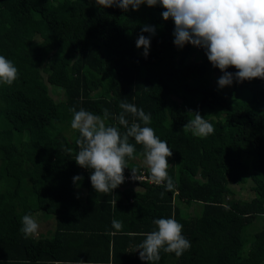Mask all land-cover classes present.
<instances>
[{
    "label": "trees",
    "instance_id": "obj_1",
    "mask_svg": "<svg viewBox=\"0 0 264 264\" xmlns=\"http://www.w3.org/2000/svg\"><path fill=\"white\" fill-rule=\"evenodd\" d=\"M163 11L141 5L125 12L95 0H0V55L19 70L10 86L0 84V258L11 249L15 260L37 264L71 258L63 247L78 238L81 247H102L87 264H148L137 250L144 234L156 230L154 220L174 217L191 248L181 256L161 251L156 264H264V219L252 232L244 222L245 215H264V80L219 87L223 73L204 49L174 45V23ZM145 25L155 26L146 58L136 47L140 34L150 35L141 33ZM43 72L63 98L50 94ZM121 101L150 114L148 127L167 141L172 190L153 181L144 147L133 138L136 152L126 158L124 176L137 168L134 177L145 180L95 192L91 170L76 164L79 132L70 109L102 117L107 109L105 123L124 132L116 119ZM196 111L213 134L183 129ZM76 175L83 179L73 183ZM77 183L86 190L84 202ZM235 185L250 196H235ZM193 205L201 210L181 211ZM37 210L54 216L55 232L25 238L21 219Z\"/></svg>",
    "mask_w": 264,
    "mask_h": 264
},
{
    "label": "clouds",
    "instance_id": "obj_2",
    "mask_svg": "<svg viewBox=\"0 0 264 264\" xmlns=\"http://www.w3.org/2000/svg\"><path fill=\"white\" fill-rule=\"evenodd\" d=\"M95 3L102 8L117 7L125 12L129 8L136 11L141 5L161 6L164 9L162 18L165 21L171 19L174 23V45L182 48L191 44L204 49L212 67L223 73L217 81L221 88L230 86L233 80H264V0H95ZM144 32L150 35L140 34L136 47L143 48L142 55L146 58L155 26H143L141 33ZM229 67L236 71L229 72ZM18 76L19 70L14 63L0 55V84L10 86ZM119 107L122 111L116 119L124 127V132L105 123L110 115L107 109L103 110V117L83 108L79 111L70 109L73 114L71 127L79 132L76 164L91 170L89 179L95 192L112 193L125 181L124 170L129 169L126 158H133L136 144L143 145L145 163L153 181L166 191L172 190L174 183L168 173L170 165L167 158L173 153L167 141L160 139L155 130L148 127L151 115L126 101H121ZM190 113L192 118L183 126L185 131L199 137L214 133L212 123L198 111ZM127 114L136 120L129 124ZM130 138L136 144L130 143ZM130 171L134 179L138 169ZM82 179L76 175L73 183ZM153 223L156 230L145 233V239L138 245L141 260L156 264L161 251L181 256L191 248V241L182 235L183 225L174 217L156 219ZM113 224L117 229L123 227L119 221L114 220ZM21 225L20 231L25 238L38 233L39 224L31 214L22 217Z\"/></svg>",
    "mask_w": 264,
    "mask_h": 264
},
{
    "label": "crops",
    "instance_id": "obj_3",
    "mask_svg": "<svg viewBox=\"0 0 264 264\" xmlns=\"http://www.w3.org/2000/svg\"><path fill=\"white\" fill-rule=\"evenodd\" d=\"M127 184H130V183H127ZM133 186L137 187L136 185H133ZM85 192L86 190L77 183L76 188H75V193L81 202H84ZM188 207L192 208L193 206H188ZM188 207L182 206L181 211L186 210ZM185 212L186 211H184V213ZM190 213H191V210H190ZM32 216L39 224L38 233L36 235H33L32 237L34 238L51 237L54 234L55 229H56L55 223H54L55 224L54 229L52 230L51 234H49L46 231L47 227H51V225H47V224L50 221L49 218H51V216L53 217V215L45 213L42 210H37L32 213ZM70 240H71V244L70 243L67 244L66 247H63V250H64L65 256L71 255L72 257L71 258L66 257V259L59 260V261L58 260H54V261L48 260L47 264H76V262L77 264H81V261H83L84 259H87L89 261L94 260L95 259L94 255H97L98 254L97 251L102 249V247H97L95 251L94 248H90L89 246L81 247V241L78 238H72ZM53 248H54L52 249L53 252H57L58 250L59 252H61V249H62V247H58V248L53 247ZM13 250L14 249H11L8 258H0V264H37V262H32L28 260H17V259L15 260L13 257H10V256H13L14 253L18 251H13ZM83 264H87L86 261H83Z\"/></svg>",
    "mask_w": 264,
    "mask_h": 264
},
{
    "label": "rangeland",
    "instance_id": "obj_4",
    "mask_svg": "<svg viewBox=\"0 0 264 264\" xmlns=\"http://www.w3.org/2000/svg\"><path fill=\"white\" fill-rule=\"evenodd\" d=\"M193 55H195V54L192 53L191 56H193ZM42 74L44 76V79H45L46 83L48 84V89H49L50 94L55 99L63 98V94L61 93V91L58 90L59 87L51 84V81H50V79H49V77H48V75L46 73L43 72ZM143 163H145V162L143 161ZM232 187H233V189H235L237 191V193L235 195L237 197H238V193H240V195L242 197H245V196L249 197L250 194H251L250 192H248L249 190L247 188L241 189L242 188L241 185H235V186H232ZM198 209L201 210V207L199 206V208H198L196 205H193L192 208L188 207L184 211H186L185 213L190 214V210H191V213L196 214V210H198ZM49 219H50V221L48 222L47 225H51V227H47L46 231L49 234H51V232L54 229V226L56 224V220H55L54 216L53 217L51 216V218H49ZM263 219H264V215H255V214L245 215L244 222L246 223L247 230L252 232V231L257 230L258 228H260L261 225L263 224Z\"/></svg>",
    "mask_w": 264,
    "mask_h": 264
},
{
    "label": "built area",
    "instance_id": "obj_5",
    "mask_svg": "<svg viewBox=\"0 0 264 264\" xmlns=\"http://www.w3.org/2000/svg\"><path fill=\"white\" fill-rule=\"evenodd\" d=\"M125 179L128 180V179H132V178H131V177H127V176H125ZM134 179H144V180H145V179H147V178H146V176H145L144 174H141V175H139V176L134 177ZM148 181L151 182L152 179H148Z\"/></svg>",
    "mask_w": 264,
    "mask_h": 264
}]
</instances>
